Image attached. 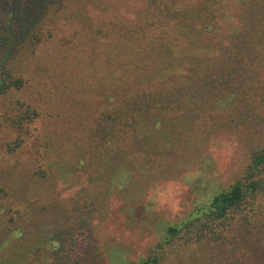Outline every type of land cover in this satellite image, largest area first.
Listing matches in <instances>:
<instances>
[{
	"label": "rangeland",
	"instance_id": "rangeland-1",
	"mask_svg": "<svg viewBox=\"0 0 264 264\" xmlns=\"http://www.w3.org/2000/svg\"><path fill=\"white\" fill-rule=\"evenodd\" d=\"M21 1L0 0V66L12 67L23 78L10 96L0 97V106L18 103L22 108L18 114H25L20 127L9 122L0 126V264H58L63 248L59 238L73 225L82 227L115 264L138 261L169 224L242 173L250 129L239 117L213 129L203 126L197 135L202 143L192 156L189 136L169 132L171 137L163 140L169 142L167 165L147 174L138 170L142 166L132 169L135 146H129L128 132L108 127L99 118L113 122L115 116L108 113L121 108L116 103L133 85L127 82L128 71L134 72L136 82L138 74L151 67L152 58L145 57L147 66L140 67L139 58L120 59L121 51L113 55L114 48L123 45L126 53L131 38L148 41L143 29L157 13L145 11L141 0H55L51 14L39 24L43 37L23 44L35 20L30 18L32 9L24 18L15 15ZM191 1L185 7L189 16L182 21L184 29L171 38L173 46L191 49L193 45L201 48L200 42L220 43L217 35L226 30L223 0ZM245 2L264 10V0ZM227 6L238 25L224 39L225 47L232 46L245 27L238 0H229ZM35 17H41L38 8ZM12 31L17 33L13 40ZM13 55L17 58L12 59ZM182 55L189 70L195 68L189 50ZM180 57H161L153 65L177 64ZM256 68V79L264 88V63ZM260 95L258 119L264 117V96ZM235 96L232 91L212 106L231 113ZM34 109L39 113L36 119L28 116ZM126 120L118 111L117 121ZM20 136L24 138L21 147L11 150L9 142ZM141 140V144L135 142L137 148L146 145ZM90 155L102 163L96 170L90 168ZM129 200H142L136 206L138 219L132 226L126 224L128 219L116 224L112 221L115 208Z\"/></svg>",
	"mask_w": 264,
	"mask_h": 264
},
{
	"label": "trees",
	"instance_id": "trees-1",
	"mask_svg": "<svg viewBox=\"0 0 264 264\" xmlns=\"http://www.w3.org/2000/svg\"><path fill=\"white\" fill-rule=\"evenodd\" d=\"M228 1L223 0L222 17L226 23V30L217 35L220 43L208 45L200 42L201 48L193 45L191 49L185 45L174 47L171 38L173 34L178 33V29H184L185 24H182V21L189 16L185 7H189L192 1L141 0L145 11L157 13V16L148 19V28L143 29L142 36L148 41L136 42L131 38L130 43L125 45L126 53L124 45L122 49L114 48L113 56L120 54L117 51L122 52L117 56L120 59L125 57L141 59L143 64L140 67L147 66L144 63L145 57L152 58L153 65L161 57L181 54L180 62L177 64L174 62L165 66L157 63L153 67L152 65L150 68L146 67L138 74L136 82L134 72L128 71L127 82L133 83L129 86L131 91L127 92L122 101L116 103L121 104V108L124 109L119 107L117 110L114 107L108 113V116L111 114L115 116L111 123L99 118V121L108 127L111 125L119 131L128 132L129 146H135V157L132 156L134 162L129 167L142 166L138 170L146 174L164 168L169 161V154L166 152L170 149L167 148L169 142L163 143V140L171 137L169 132L177 137L189 136L191 156L198 153L197 146L201 145L202 140L200 137L197 138V135L198 131L204 129L203 126L213 129L215 124L221 122L227 124V121H235L236 117H239L250 129L251 135L246 139L247 163L240 175L222 187L211 199L196 204L186 216L169 224L161 238L147 248L145 256L140 257L138 261H124L118 264H262L264 117L258 119L255 110L260 107L258 102L260 94L264 96V88L256 79H259L256 66L264 63V10L250 8L245 0H238L242 9L240 20L245 23V27L236 42L225 47L224 39L231 31L236 30L238 25L237 21L232 20L230 7L227 6ZM54 2L55 0L20 2L15 15L24 18L32 9L34 14L30 18L32 21L35 20L27 29L25 35L28 39L23 40V44L43 37L39 24H43L46 17L51 14V5ZM213 2L217 3V0ZM37 8L41 14L39 19L35 17ZM211 10L213 13L214 10ZM198 14L201 15L200 10ZM177 16L178 23L175 21ZM15 33L12 31V40ZM198 33L201 31L198 30ZM151 34L152 38L148 37ZM188 50L195 63V68L190 70L185 65V56L182 55ZM152 52L155 53L150 55ZM139 54L145 56H138ZM17 55H13L12 59H16ZM22 82L23 78L16 76L12 67L0 66V97L6 94L10 96L12 88L20 86ZM232 91L236 96L233 98L231 113L212 106ZM19 111H22V108H19L18 103L3 108L0 106V126L5 122H9L11 127L22 126L23 121L20 119L22 117L24 119L25 114L23 112L19 115ZM118 111L127 117L126 121H117ZM38 114L34 109L28 116L36 119ZM251 116H254V120ZM116 123L121 128L115 127ZM142 138L146 145L137 148L135 142L141 144ZM206 139L208 137L205 141ZM23 141L24 138L17 137L9 142V148L18 150ZM89 159L90 168L93 170L102 164H97L99 161L94 159L93 155H90ZM91 181L95 182L92 179ZM96 181L99 182L98 179ZM153 196L150 198L153 199ZM150 198L145 201L146 205ZM140 202L142 200H129L128 203L124 202L123 206L118 205L113 212L112 221L118 224L120 220L125 222L128 219L129 223L126 224L132 226L131 222L135 223L134 220L138 219L136 206ZM59 239L63 248L57 256L58 264H115L109 260L108 255H103L104 252L99 250L98 242L92 241L90 236L87 237V233L80 226L69 227Z\"/></svg>",
	"mask_w": 264,
	"mask_h": 264
}]
</instances>
